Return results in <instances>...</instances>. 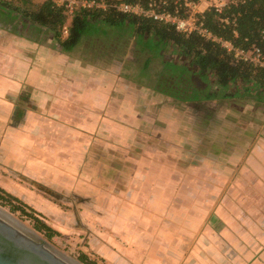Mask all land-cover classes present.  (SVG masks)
Returning a JSON list of instances; mask_svg holds the SVG:
<instances>
[{"label":"crops","instance_id":"obj_1","mask_svg":"<svg viewBox=\"0 0 264 264\" xmlns=\"http://www.w3.org/2000/svg\"><path fill=\"white\" fill-rule=\"evenodd\" d=\"M22 18L0 10V188L45 214L87 209L92 252L107 264H264V250L243 244L264 241V171L206 175L186 163L234 137L228 155L196 162L253 166L264 138L248 106L214 99L211 113L199 103L177 115L143 75L123 73L126 57L83 43L61 52ZM172 145L181 171L158 164Z\"/></svg>","mask_w":264,"mask_h":264},{"label":"trees","instance_id":"obj_2","mask_svg":"<svg viewBox=\"0 0 264 264\" xmlns=\"http://www.w3.org/2000/svg\"><path fill=\"white\" fill-rule=\"evenodd\" d=\"M30 1L21 0L23 5H21L22 8H19L22 19L26 22V27L33 34H38L42 30L51 32L61 52L64 53L81 46L83 43L88 50H92L95 54H102V56L111 54L117 59H124L126 51L131 45L127 39H119L109 34L105 36V34L98 33V30L95 33V29L92 33L89 32L92 27H97L95 23H99V21L109 25V27L130 26L132 27V35L135 38L140 36L142 39L144 37L156 39L153 50L158 56L153 58L146 56L148 61L145 65L138 64L136 60L134 64L139 67L140 75H143L146 79L152 78V71V74L156 77L155 84H153L154 90L185 106H193L200 103L199 107H201L205 101L214 99L228 100L237 97L238 100H235V104L238 107H243L239 105V102H241L242 98L247 99L245 96H233L232 94H226V91L223 90L236 80L243 82L244 86L252 85L254 88L264 91L263 69L254 68L246 62L235 61L232 55L220 44L201 38L196 34L184 35L170 25L143 17L121 14L110 7L106 11L81 10L76 12L69 21L66 36H63L62 27L65 24L66 17L61 9L56 8L49 1L32 4L35 8L28 9L32 7L28 5ZM106 1L109 4L113 2L112 0ZM141 2L144 4L145 0ZM203 16L205 27L217 38L230 41L234 46L241 49L248 50L251 44L255 43L264 50V38L260 36V32L264 30V0H249L245 4L230 6L220 14L210 10L205 12ZM224 18L227 19L228 23L221 22V19ZM84 36L87 38L79 43ZM168 43L177 48L179 53L187 60V65L182 70L165 66L168 64V60L162 57V47ZM117 50L120 51L118 52ZM133 50L136 53L138 49L134 46ZM141 52L144 53L145 50ZM159 59L160 62L157 61ZM150 62L151 64L165 66V69H161L157 73L153 72V69L151 70L148 65ZM207 74H211L214 77L213 83H207ZM197 80L202 82V85H199ZM212 84L220 89H218L217 93L210 91ZM255 99L259 103L264 104V101L260 98ZM205 115L207 118L211 116L207 113ZM234 140L236 138L232 137L215 145L203 144L201 150H194L192 158L200 155L203 158L214 160L217 156H226L234 149ZM186 163L190 166H196L193 160L186 161ZM0 200L3 201L2 204L4 206L9 207L10 212H20L31 217L34 221V229L39 233H44L47 241H50L53 236L59 233L46 222L38 219L37 215L33 213V209L27 204L1 188ZM79 261L82 264H95L92 261H88L85 257L79 258Z\"/></svg>","mask_w":264,"mask_h":264},{"label":"rangeland","instance_id":"obj_3","mask_svg":"<svg viewBox=\"0 0 264 264\" xmlns=\"http://www.w3.org/2000/svg\"><path fill=\"white\" fill-rule=\"evenodd\" d=\"M9 1L12 2L13 4L12 6L18 5L14 0H9ZM35 2L31 0L28 3V5L32 6V4ZM22 3L23 2H21L20 0V4L18 8L17 7L7 8L3 0H0V10L1 11L4 10L5 12L9 10V12L12 15L13 14L21 15V13H19L18 10H20L19 8H22L21 6L23 5ZM34 8L35 6H32L28 9H34ZM15 24L19 25L18 22H15ZM95 26L97 27H92V28L90 27L91 29H89V32L92 33V31L95 29V33L98 30V33L105 34V36H108L109 34V35H113L114 37L116 36L119 39L125 38L129 41V44L132 43L131 46L134 45L138 49L136 53L132 49L129 50L128 54L126 51L125 57L127 58V61L129 63L124 60L125 62H127V64L125 63L123 65L124 67L123 73H126L129 76L131 75L135 78L142 79L143 76H140L141 72H140L139 67L136 64L130 63V62H134V60H136L138 64L145 65L148 61L146 56L151 57V58H153L154 56L157 57L158 55L153 50L156 44V39H154L153 37H144L142 39L140 36L135 38L132 35V30H131L132 27L130 26L128 27L124 25L120 27H109V25H106L105 23H102L101 21H99V23L96 22ZM86 38L87 37L85 36L82 37L79 43H81L82 40ZM142 50H145V52L144 53L141 52ZM117 51L119 52L120 50H117ZM162 54H163L162 57L165 60H168L167 61L168 64L165 65L167 67L170 66L178 70H182L183 67L187 65V60L185 59V57H183V55H181L179 51L177 50V48L173 47L171 43H168L164 47H162ZM105 56L117 59L116 57H113L111 54H106ZM157 61L160 62V59ZM148 65H149V68L151 70L153 69V72H156V73L161 71V69H165V66L151 64V62ZM151 76H152L151 79L148 78L146 80H147V84L153 85L155 84L156 77H154V75L152 74V71H151ZM206 81L207 83L209 82L213 83L214 77L211 74H207ZM197 83L199 85H202L201 84L202 82H200L199 80H197ZM189 87L191 86L189 85ZM218 89H219L218 87L212 84L210 91L211 92L215 91L217 93ZM223 90L226 91L225 92L226 94H232L233 96L242 95V96H245V98H247V99L242 98L241 102H239V105L248 106L243 109L248 111V113L252 117V120L249 121L248 126L252 125V127H254V136L256 140H257V137L264 138V104L259 103L255 99V98H260L261 100L264 101V91L256 89L252 85L244 86L243 82L239 80L231 82ZM166 101L167 102H164V104L172 105L173 108H175L174 111L177 113V115H180L182 113V110L185 109L184 107H182V105L184 104L173 102L171 99H170V102H168L169 100H166ZM220 105L221 104L219 102L215 104V102H213L212 100L206 101L202 104L200 111L202 112H205L206 110L209 111V110H212V108L214 107L218 108ZM181 153L182 151L179 146L172 145L171 150L168 151L166 155L158 154L157 156L158 164L162 165L166 169H170L173 171H181L182 170L181 168L183 166ZM255 154L256 156L254 159L253 166L247 165L245 157H239V159L236 162H232V163L227 162L228 165H225L226 162L223 160L220 163L212 164L210 162H207V164L203 163V165L201 164L200 166L197 162L195 163L198 169H202L204 171L203 174H206V175H213L217 173V175L219 176L220 172H223V173H226V175H229L230 177L233 172L237 171L238 173H241L242 170H245L247 168L252 169V170L254 169L257 172L264 171V147L262 151L257 150ZM190 169H192L191 166H190ZM229 177L226 180V182H223L224 179L220 180L219 182L222 181V183H224V186L229 185V182H230ZM208 179L214 180L213 177L205 178V180L207 181ZM223 195L228 196L229 194L224 193L220 197L223 198L222 197ZM225 200L228 201V199H225ZM2 203L3 201L0 200V209H2L3 211L8 213L15 219H17L19 222H21L22 224H24L25 226H27L28 228H30L31 230H33L34 232H36L37 234H39L41 237L45 239L44 233H39L34 229V221L32 220L31 217H28V215L26 214H21L20 212H14V213L10 212L9 207L4 206ZM61 206H62V210H53V211L47 210L45 211L46 214L33 210V213L37 215L38 219L46 222L48 225H50L52 228L56 229L59 232L57 235L53 236V238L48 242L53 244L59 250L64 252L66 255L71 257L73 260L78 261L79 263H81V261H79V258L85 257L88 261H92L95 264H107V262H105L98 253L96 254L95 251L92 252L91 236L95 234V231L93 230L92 226H88L89 218L87 216V213H88L87 209L79 205V207H77L78 210L75 211L71 208L67 209L66 207L69 206L67 204H61ZM212 222L210 223L209 221L208 226H213ZM259 228L264 229V227L263 228L259 227ZM220 244H221V247L225 249V244L221 242ZM243 244L247 245L250 249H253L258 252H260L261 250H264V241H257L253 243H243Z\"/></svg>","mask_w":264,"mask_h":264},{"label":"built area","instance_id":"obj_4","mask_svg":"<svg viewBox=\"0 0 264 264\" xmlns=\"http://www.w3.org/2000/svg\"><path fill=\"white\" fill-rule=\"evenodd\" d=\"M18 5L12 6L9 0H3L7 8L18 7L20 0H14ZM36 3L51 2L56 8L61 9L66 17L62 27L63 36L67 34V27L72 16L78 11H106L115 9L118 13L134 15L150 19L174 27L184 35L196 34L201 38L220 44L235 61L246 62L254 68L264 70V50L257 44H251L248 50L234 46L230 41L214 36L204 25V13L214 11L222 13L230 6L245 4L249 0H112L109 4L106 0H34ZM9 6V7H8ZM221 22L228 23L227 19ZM264 38V30L260 32Z\"/></svg>","mask_w":264,"mask_h":264},{"label":"water","instance_id":"obj_5","mask_svg":"<svg viewBox=\"0 0 264 264\" xmlns=\"http://www.w3.org/2000/svg\"><path fill=\"white\" fill-rule=\"evenodd\" d=\"M0 264L81 263L0 209Z\"/></svg>","mask_w":264,"mask_h":264},{"label":"flooded vegetation","instance_id":"obj_6","mask_svg":"<svg viewBox=\"0 0 264 264\" xmlns=\"http://www.w3.org/2000/svg\"><path fill=\"white\" fill-rule=\"evenodd\" d=\"M124 60L127 61V59H124ZM125 61H124V64H125V63L127 64L128 61H127V62H125ZM134 61H135V60H134ZM128 63H129V62H128ZM131 63H134V62H131ZM210 111H211V110H209V112H210Z\"/></svg>","mask_w":264,"mask_h":264}]
</instances>
